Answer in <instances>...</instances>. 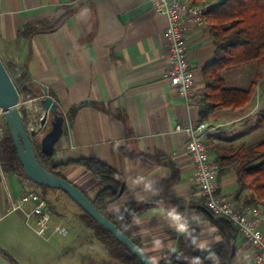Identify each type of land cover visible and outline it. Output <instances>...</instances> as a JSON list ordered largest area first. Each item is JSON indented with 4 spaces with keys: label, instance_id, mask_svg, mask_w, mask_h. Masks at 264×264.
I'll return each mask as SVG.
<instances>
[{
    "label": "crops",
    "instance_id": "crops-1",
    "mask_svg": "<svg viewBox=\"0 0 264 264\" xmlns=\"http://www.w3.org/2000/svg\"><path fill=\"white\" fill-rule=\"evenodd\" d=\"M201 1L211 8L224 0ZM166 26V17L155 13L149 0H0L2 63L11 69L12 79L23 76L22 87H28L33 97H50L64 117L63 134L52 161L64 164L96 159L114 168L124 188L108 206L107 214L119 213L129 202L147 204L129 231L147 257L160 259L163 253L174 252L183 244L199 250L193 240L206 239L214 246L224 235L202 207L193 165L185 151V137L175 130L189 118L197 121L198 105L188 113L175 86L165 77ZM30 28L35 32L26 36ZM184 42L199 102L204 94L202 69L216 49L208 21L185 23ZM229 81V88L246 90L250 85L237 87L241 83L239 74ZM261 93L257 85L246 106L209 115L204 123L211 159L219 154L230 156L232 161L233 155L257 143L253 138L264 128L258 123L260 117L250 127L242 126L260 109ZM2 118L0 115V123ZM61 174L92 194L95 181L83 168L65 166ZM138 177L144 182L137 183ZM217 184L218 196L232 202L238 194L234 171ZM38 187L22 175L4 173L0 167V212L4 213L26 190L42 194ZM62 194L44 191L51 205V225L63 226L72 236L87 233L80 211L63 206ZM247 196V190L238 194L241 200ZM59 199L63 201L60 207L56 206ZM30 206L28 203L24 209ZM172 209L187 219L189 233H179L172 226L166 214ZM10 216V223L0 227V264H120L106 249L107 256L91 255L96 253L93 249L104 247L97 239L30 241L28 232L22 230L23 211L4 215L0 223ZM211 227L216 230L210 232ZM259 228L264 232V221ZM6 232L13 239L5 240ZM157 240L159 249L155 248ZM253 254L237 233L224 264H251Z\"/></svg>",
    "mask_w": 264,
    "mask_h": 264
},
{
    "label": "trees",
    "instance_id": "trees-1",
    "mask_svg": "<svg viewBox=\"0 0 264 264\" xmlns=\"http://www.w3.org/2000/svg\"><path fill=\"white\" fill-rule=\"evenodd\" d=\"M189 2L194 6L204 7L201 0H189ZM204 19L208 21L216 49L212 60L202 69L204 94L198 102V123L206 122L209 115L215 111L242 108L252 100L256 89L255 82H251L246 90L229 88L225 85L222 72L264 59V0H224L215 7L206 8ZM33 32L35 30L30 28L26 36ZM20 33L22 34V31ZM7 71L11 76V69ZM12 80L18 88L22 87L23 76ZM2 122L4 132L0 138V167L6 174H19L26 178L3 118ZM258 123L264 126V114L261 113ZM49 128L50 123L44 133ZM31 142L37 161L53 175L65 179L61 174L63 167L74 165L83 168L95 184L91 195L81 191L103 216L142 250L139 240L131 235L129 228L140 213L147 208V204L129 202L119 213L107 214L108 206L121 196L124 188L123 181L114 168L96 159H78L64 164H55L51 157L40 152L39 143H33L32 139ZM233 156L235 157L232 161H230V156L219 154L212 159L218 165L216 182L219 183L223 177L234 171L238 194L240 191L247 190L248 196L241 200L238 194L235 195L232 200L233 205L239 211L249 207L264 206V138ZM39 187L42 190L40 195L44 199V191L56 190L44 186ZM47 203L51 209L48 201ZM75 205L80 211V221L104 245L107 254L112 259L120 264H140L126 246L101 228L77 204ZM208 218L212 224L224 231L219 243L211 246L209 250H193L191 246L183 244L184 246L182 245L174 252L163 253L158 264H192L193 258L197 257L200 264H222L226 261L235 243L237 230L226 219L210 214ZM209 251L215 253V260L209 257Z\"/></svg>",
    "mask_w": 264,
    "mask_h": 264
},
{
    "label": "built area",
    "instance_id": "built-area-1",
    "mask_svg": "<svg viewBox=\"0 0 264 264\" xmlns=\"http://www.w3.org/2000/svg\"><path fill=\"white\" fill-rule=\"evenodd\" d=\"M155 13L167 19L165 42L168 55V66L165 77L172 83L185 109L190 113L198 105L193 88V72L189 65L184 42L185 23L200 24L204 20L205 7L192 5L188 0H149ZM45 94L33 97L27 91H20L17 108L21 114L28 133L35 135L44 133L50 114L42 109L40 101ZM0 115H2L0 111ZM46 117L44 124L41 121ZM176 132L185 137V151L191 159L194 170V183L197 194L205 211L214 216L226 219L237 230L243 245L250 247L254 254L251 264H264V232L259 224L264 221V206H254L239 211L232 202L218 196L216 177L218 165L211 159L207 151V126L189 118L185 123L175 127ZM4 132L0 124V138ZM31 204L28 210L24 206ZM21 210L25 223L34 233L45 241L53 235L67 236L68 230L61 225H51L50 208L47 201L35 190H26L4 213L0 212V220L4 215ZM33 222V225L30 223Z\"/></svg>",
    "mask_w": 264,
    "mask_h": 264
},
{
    "label": "water",
    "instance_id": "water-1",
    "mask_svg": "<svg viewBox=\"0 0 264 264\" xmlns=\"http://www.w3.org/2000/svg\"><path fill=\"white\" fill-rule=\"evenodd\" d=\"M20 91L29 92V89L25 86L18 88L14 84L0 59V111L26 178L38 186L63 192L101 228L126 246L140 264H149L147 255L129 237L103 216L78 187L66 179L53 175L39 164L31 142V139L36 137V135L34 132H27L21 117L23 110L17 108ZM40 105L43 110L50 114V128L40 139V152L45 156L52 157L55 146L63 134L64 117L59 114L57 104L50 97L42 99ZM45 120L46 117H44L41 123L44 124ZM225 262L227 260L222 264Z\"/></svg>",
    "mask_w": 264,
    "mask_h": 264
},
{
    "label": "rangeland",
    "instance_id": "rangeland-1",
    "mask_svg": "<svg viewBox=\"0 0 264 264\" xmlns=\"http://www.w3.org/2000/svg\"><path fill=\"white\" fill-rule=\"evenodd\" d=\"M236 74L240 75V81H241V83L236 85L237 87H244L245 84H251V82H255L256 86L258 85L260 87V91L262 92L261 93V98L262 99H261L260 109L258 108V110H256L255 114H253V116H252V118L250 120H245L246 122H244V124L242 126L244 128H248L253 123H256V119H257L258 116L260 117L261 113L264 114V59L256 61V62H253V63L237 66L235 68H231V69H228L226 71H223L222 72V77H223L225 85L227 87L231 86L230 81H229L230 77H232V76H234ZM0 124H3V122H1ZM43 135H44V133H41V134L37 135L36 137L32 138L33 143H35V144L39 143L40 144V139L42 138ZM263 138H264V128L259 130L257 132V134H255V137L253 138V141L258 142V141H260ZM62 195H63V199L65 200L63 206H66L67 208L71 207L75 211H79L78 207L72 202V200H70V198H68L67 195H65V194H62ZM62 202L63 201L59 199V201H57L56 206L60 207L62 205ZM50 212H51V209H50ZM12 218H13V216H10V218H7L6 220H3L0 223V227H5L6 225H8ZM30 224L33 225L32 222ZM29 228H30L29 226H27L25 223H23L22 230L28 232V234H29L28 239L30 241L45 242V240H43L42 238L38 237L34 233V231L32 232L30 230L31 228L30 229ZM3 237H4L5 240L13 239V237H11L9 235V232H6ZM59 240H77V241H82L83 242V241H87V240L95 241L96 238L93 236L92 232L90 230H88L87 233H80V234H77L76 236H72V234H69V232H68V235L64 236V237L59 236V235H53L51 237V239L49 240V242H54V241H59ZM99 247L100 248H98V249H93L97 253V254L96 253L95 254H91L93 257L94 256L101 257V256L106 255L105 252H104L105 248L102 245H100ZM89 250H90V252L93 251L92 249H89Z\"/></svg>",
    "mask_w": 264,
    "mask_h": 264
},
{
    "label": "clouds",
    "instance_id": "clouds-1",
    "mask_svg": "<svg viewBox=\"0 0 264 264\" xmlns=\"http://www.w3.org/2000/svg\"><path fill=\"white\" fill-rule=\"evenodd\" d=\"M137 183H143L144 178L143 177H138L136 180ZM145 187H150L149 184H145ZM167 216L169 217L172 226L175 228V230L179 233H189V223L187 219L178 213L175 209L169 210L167 213ZM198 219V218H195ZM140 221L137 220L136 223H139ZM216 229L214 227L209 228L210 232L215 231ZM193 243L200 249L202 250H209L211 245L210 242L206 239L204 240H199L197 242L196 240H193ZM161 247L160 241L155 242V248L159 249ZM209 257L213 258L214 260L216 259L215 253L209 251ZM149 264H158V260L160 259L158 256H150L147 257ZM192 264H200L199 258H193Z\"/></svg>",
    "mask_w": 264,
    "mask_h": 264
}]
</instances>
